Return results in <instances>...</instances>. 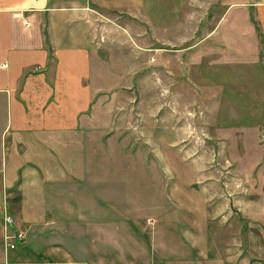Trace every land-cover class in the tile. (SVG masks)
<instances>
[{
  "label": "rangeland",
  "instance_id": "374dc122",
  "mask_svg": "<svg viewBox=\"0 0 264 264\" xmlns=\"http://www.w3.org/2000/svg\"><path fill=\"white\" fill-rule=\"evenodd\" d=\"M256 1L130 0L115 20H93L116 31L97 36L105 54L90 75L116 98L115 129L97 142L113 177L99 183L135 219L159 226L143 239L156 257L124 261V244L119 260L93 262L67 256L63 244H33L29 232L8 248L0 179V264H264V9Z\"/></svg>",
  "mask_w": 264,
  "mask_h": 264
},
{
  "label": "crops",
  "instance_id": "0c3cea01",
  "mask_svg": "<svg viewBox=\"0 0 264 264\" xmlns=\"http://www.w3.org/2000/svg\"><path fill=\"white\" fill-rule=\"evenodd\" d=\"M129 1L0 0V63L6 61L0 96L8 101L0 134L4 207L17 220L13 228L29 232L33 244H63L67 256L91 255L93 262L119 260L124 244V261H146L152 251L143 239L151 231L154 240L160 229L135 219L99 183L113 177L101 166L97 142L115 129L116 98L112 87H97L90 75L105 54L97 36L116 31L98 30L93 20H115ZM256 4L264 9L263 0ZM76 19L84 21L82 28L69 27ZM30 251L41 258L42 252Z\"/></svg>",
  "mask_w": 264,
  "mask_h": 264
},
{
  "label": "built area",
  "instance_id": "2783aa9c",
  "mask_svg": "<svg viewBox=\"0 0 264 264\" xmlns=\"http://www.w3.org/2000/svg\"><path fill=\"white\" fill-rule=\"evenodd\" d=\"M17 15H20V12H16ZM23 22L26 25H29V20L23 18ZM6 65V61H3L0 63L1 67H4ZM3 210H5L3 214V221H4V241L5 245L8 248H15L17 246L18 241H22L25 237V233L21 229H14L13 226L17 224L16 219L13 217V215L6 212L5 207H3Z\"/></svg>",
  "mask_w": 264,
  "mask_h": 264
}]
</instances>
